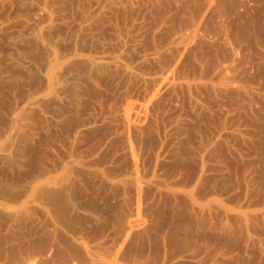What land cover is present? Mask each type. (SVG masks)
<instances>
[{"label":"rangeland","instance_id":"obj_1","mask_svg":"<svg viewBox=\"0 0 264 264\" xmlns=\"http://www.w3.org/2000/svg\"><path fill=\"white\" fill-rule=\"evenodd\" d=\"M0 264H264V0H0Z\"/></svg>","mask_w":264,"mask_h":264}]
</instances>
